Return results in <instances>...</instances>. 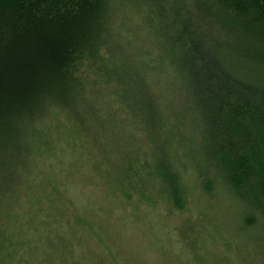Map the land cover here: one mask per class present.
I'll use <instances>...</instances> for the list:
<instances>
[{
    "label": "trees",
    "instance_id": "trees-1",
    "mask_svg": "<svg viewBox=\"0 0 264 264\" xmlns=\"http://www.w3.org/2000/svg\"><path fill=\"white\" fill-rule=\"evenodd\" d=\"M66 126L126 197L225 201L264 256V0H0V252Z\"/></svg>",
    "mask_w": 264,
    "mask_h": 264
},
{
    "label": "rangeland",
    "instance_id": "rangeland-1",
    "mask_svg": "<svg viewBox=\"0 0 264 264\" xmlns=\"http://www.w3.org/2000/svg\"><path fill=\"white\" fill-rule=\"evenodd\" d=\"M66 127L7 221L4 264H264L254 242L225 231V201L196 199L177 213L126 197Z\"/></svg>",
    "mask_w": 264,
    "mask_h": 264
}]
</instances>
